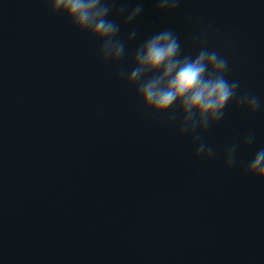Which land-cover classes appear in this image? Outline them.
<instances>
[{"label":"clouds","instance_id":"clouds-1","mask_svg":"<svg viewBox=\"0 0 264 264\" xmlns=\"http://www.w3.org/2000/svg\"><path fill=\"white\" fill-rule=\"evenodd\" d=\"M53 14L64 15L79 32L87 33L99 42V54L104 61L120 62L126 53V44L137 38L132 27L127 41L119 38L121 25L110 16L114 0H46ZM181 0H156L158 12H173ZM144 11L138 0L129 9L122 4L116 9L117 17H124L126 25H132ZM193 45L199 50L195 55L182 54L178 35L172 29L158 31L143 40L135 49L130 70L118 73L121 80L135 87L143 107L153 114L170 113L169 122L179 114V131L192 135L196 145L195 157L212 158L215 150L202 140L207 129L224 117L227 105L235 102L237 107L250 114L264 110V101L251 92L239 91V80L228 78V60L216 50L204 46L202 37H194ZM255 134L247 133L242 141L234 142L225 150L227 168L237 163V151L255 142ZM245 175L264 183V148L256 151L247 164Z\"/></svg>","mask_w":264,"mask_h":264}]
</instances>
